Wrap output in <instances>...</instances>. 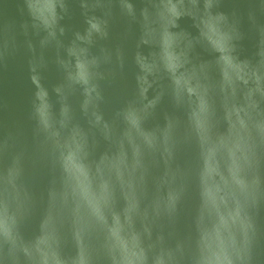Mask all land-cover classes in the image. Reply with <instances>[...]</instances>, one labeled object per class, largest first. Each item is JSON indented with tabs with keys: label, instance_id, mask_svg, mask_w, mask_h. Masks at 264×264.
I'll return each instance as SVG.
<instances>
[{
	"label": "water",
	"instance_id": "water-1",
	"mask_svg": "<svg viewBox=\"0 0 264 264\" xmlns=\"http://www.w3.org/2000/svg\"><path fill=\"white\" fill-rule=\"evenodd\" d=\"M0 264H264V0H0Z\"/></svg>",
	"mask_w": 264,
	"mask_h": 264
}]
</instances>
